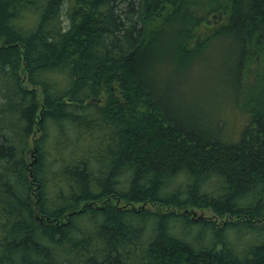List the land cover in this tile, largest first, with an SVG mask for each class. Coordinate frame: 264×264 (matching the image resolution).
Segmentation results:
<instances>
[{"label": "trees", "instance_id": "1", "mask_svg": "<svg viewBox=\"0 0 264 264\" xmlns=\"http://www.w3.org/2000/svg\"><path fill=\"white\" fill-rule=\"evenodd\" d=\"M219 60L234 136L156 79ZM0 264H264V0H0Z\"/></svg>", "mask_w": 264, "mask_h": 264}, {"label": "rangeland", "instance_id": "2", "mask_svg": "<svg viewBox=\"0 0 264 264\" xmlns=\"http://www.w3.org/2000/svg\"><path fill=\"white\" fill-rule=\"evenodd\" d=\"M227 47L229 46L224 47L227 51L222 54L227 56L226 65H229L233 49ZM169 65L167 62L164 66L160 64L157 67L159 76L156 79H159L161 90H165L167 82L170 83L175 105L184 108L189 115L202 119L204 125L211 126L216 119L221 120L233 136L243 127L246 122L245 111L239 103L237 107L233 102L222 99L227 97V94L224 92L222 81L225 69L220 60L214 66L194 63L185 71H178ZM248 80L250 81V77ZM193 212L196 216H211L205 211Z\"/></svg>", "mask_w": 264, "mask_h": 264}]
</instances>
